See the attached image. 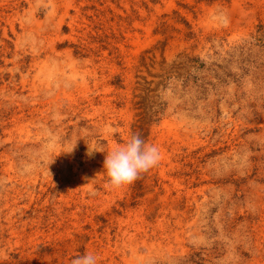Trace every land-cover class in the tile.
Instances as JSON below:
<instances>
[{"label":"rangeland","instance_id":"rangeland-1","mask_svg":"<svg viewBox=\"0 0 264 264\" xmlns=\"http://www.w3.org/2000/svg\"><path fill=\"white\" fill-rule=\"evenodd\" d=\"M87 253L264 264V0H0V264Z\"/></svg>","mask_w":264,"mask_h":264},{"label":"clouds","instance_id":"clouds-1","mask_svg":"<svg viewBox=\"0 0 264 264\" xmlns=\"http://www.w3.org/2000/svg\"><path fill=\"white\" fill-rule=\"evenodd\" d=\"M95 151L96 149L88 146L89 156ZM159 160V148L145 142L139 134H136L123 146L116 147L105 155L103 169L106 170L110 185L120 187L134 182L142 173L155 167ZM71 264H97V257L87 253L72 259Z\"/></svg>","mask_w":264,"mask_h":264}]
</instances>
